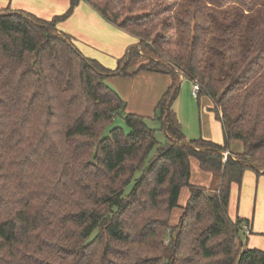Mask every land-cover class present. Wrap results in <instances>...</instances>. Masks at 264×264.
Listing matches in <instances>:
<instances>
[{"label": "trees", "instance_id": "obj_1", "mask_svg": "<svg viewBox=\"0 0 264 264\" xmlns=\"http://www.w3.org/2000/svg\"><path fill=\"white\" fill-rule=\"evenodd\" d=\"M68 2L50 20L0 9V264H264L241 241L251 223L227 215L230 186L264 175V0ZM80 2L136 40L117 69L56 29ZM138 61L171 80L152 119L124 115L104 83ZM181 79L212 102L223 145L183 136ZM122 115L128 131L105 134ZM147 121L161 122L163 146ZM190 158L219 175L214 191L189 184Z\"/></svg>", "mask_w": 264, "mask_h": 264}, {"label": "rangeland", "instance_id": "obj_2", "mask_svg": "<svg viewBox=\"0 0 264 264\" xmlns=\"http://www.w3.org/2000/svg\"><path fill=\"white\" fill-rule=\"evenodd\" d=\"M4 1L6 0H0V8L4 7ZM44 1L46 0H36L35 2L38 10L47 5L48 10L42 12L45 16L37 15L33 11H26L27 9L24 7L28 3L24 2H20V6L16 10H23L40 19L50 20V17L65 13L69 6L68 0H47L46 4L43 3ZM105 26V23H102L95 16V11L89 5L80 2L66 19L57 23L56 29L70 35L75 46L84 57L93 59L105 69L113 71L117 69L119 62L125 57L128 48L135 45L136 40L118 29L119 32L117 31V33ZM141 63L138 61L136 65L128 67L127 76L106 77L104 83L125 102L124 115L135 114L146 119H152L155 107L161 98L158 96L164 93L171 80L167 75L165 77L162 74L136 72ZM158 88H160V92L157 95ZM172 109L177 114L181 132L187 141L202 139L223 145L224 138L220 123L210 111L212 102L206 96H199L198 98L193 96L191 82L181 81L177 100ZM124 115L117 117L106 128L105 134L115 127L127 132L123 122ZM146 124L155 130L154 136L158 146H163L166 142V136L161 130V122L147 121ZM242 149L240 142H229L231 153H242ZM155 153L156 148L152 150L149 157L154 156ZM227 155L223 153V156ZM189 165L190 185L202 187L210 192L217 188L220 183L219 175L200 170L198 162L194 158H190ZM189 196V189L187 187L182 188L178 197V205L170 215V225L177 224ZM227 215L231 221L239 218L251 223L252 227L248 230L251 232H249L250 235H244L241 232V241L244 247L264 251V175H256L254 171L247 170L242 177L241 185L232 184L230 186Z\"/></svg>", "mask_w": 264, "mask_h": 264}, {"label": "crops", "instance_id": "obj_3", "mask_svg": "<svg viewBox=\"0 0 264 264\" xmlns=\"http://www.w3.org/2000/svg\"><path fill=\"white\" fill-rule=\"evenodd\" d=\"M32 0H6V1H4V7H2V8H0V9H3V8H6V7H10L11 9H13V10H16V8H18V6H20L19 4H20V2H24V3H28V5H26L24 8L25 9H27L26 11H33L35 14H37V15H44L45 16V14H43L42 12L44 11V10H48V7H47V5H45L44 6V8H41L40 10H38V9H36V6H37V3L34 1V2H31ZM47 1V0H46ZM46 1H44L43 3L44 4H46ZM40 6V5H39ZM23 11V10H22ZM47 14V13H46ZM53 16V15H52ZM95 16L102 22V23H105V27L107 28V29H110V30H112V31H118L114 26H112L111 24H109V23H107V22H105L104 20H102L96 13H95ZM50 18H52V17H50ZM119 32V31H118ZM117 32V33H118ZM120 34V33H119ZM83 53V52H82ZM84 54V53H83ZM92 56V55H91ZM149 74H154V73H149ZM166 77V76H165ZM167 80H168V77H167ZM185 81V79H181V81ZM168 83H169V80H168ZM181 84V83H180ZM168 86H169V84H168ZM168 86L166 87V88H168ZM167 90V89H166ZM165 90V91H166ZM164 91V92H165ZM159 92H160V88H158V93H157V95L159 94ZM162 92V91H161ZM164 93H161L159 96H158V98L160 97V96H162ZM156 95V96H157ZM176 100H177V98H176ZM176 100H175V102H174V105H175V103H176ZM175 113V112H174ZM175 116H176V118H178L177 117V114L175 113ZM177 121H178V119H177ZM218 121V120H217ZM179 123V122H178ZM230 151V150H229ZM228 153V152H227ZM251 227H252V225H251ZM250 235V234H249Z\"/></svg>", "mask_w": 264, "mask_h": 264}, {"label": "built area", "instance_id": "obj_4", "mask_svg": "<svg viewBox=\"0 0 264 264\" xmlns=\"http://www.w3.org/2000/svg\"><path fill=\"white\" fill-rule=\"evenodd\" d=\"M199 91H200V88H199L198 84H196V83H192V95L196 97ZM227 154H228V153L226 152V155H227ZM225 157H226V156H224V158H225ZM243 229H244V233H245V235H248L247 228H246V227H243Z\"/></svg>", "mask_w": 264, "mask_h": 264}]
</instances>
